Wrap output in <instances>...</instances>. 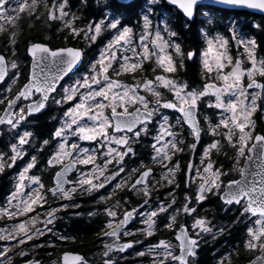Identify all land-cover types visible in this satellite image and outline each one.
<instances>
[{
  "label": "snow or ice",
  "instance_id": "1",
  "mask_svg": "<svg viewBox=\"0 0 264 264\" xmlns=\"http://www.w3.org/2000/svg\"><path fill=\"white\" fill-rule=\"evenodd\" d=\"M39 0H14V6L11 0H0V32L6 31L4 24L14 26L19 20L21 14L27 12L30 16L36 12ZM168 4L175 6L185 18L183 27L191 28V24L195 21L196 9L201 4L202 0H167ZM215 3L225 4L230 6L246 7L264 12V0H214ZM159 0H143L139 5L138 21H142L141 31L138 36L134 31L133 26L123 24L122 17L124 15V6L120 4L106 5V13L99 21H89L87 31L73 27L77 17L73 16L71 20L66 19L69 15L64 11L67 0H61L59 4V15H56V9H49L48 20H61L64 26L71 30L73 35H79L83 32L85 38H90L95 42L97 37L105 30H110L114 33L111 40L105 45L100 53L98 60H95L89 70L78 77L74 82L66 86L62 85V95H57L59 90L58 84L72 73L78 62L81 61L82 51L80 49L67 47L57 50H50L44 44L32 43L28 47V53L33 57L32 71L27 77L26 83L20 88L17 94L8 98L7 96L0 98V103L7 100V105L4 108L5 115H0V125L6 124L10 129L16 131V142L9 145L12 155L9 159L12 161L8 167L23 155L25 145H28L32 133L24 131L20 133L18 126H23L27 122V117L35 113L41 112L48 107L49 101L57 106H60L68 101H73V106L68 107L63 112L61 126L56 128L52 139L59 138L57 150L48 159V165L60 164L64 159H68L67 164H63L61 171L56 173L55 187L48 189L53 196H61L64 199L70 198L71 194L77 190L86 191L88 193L103 189L113 177H119L120 173L125 171L124 161L129 155L135 156L136 152L132 143L138 142L140 136L149 134V126L153 122V118L159 116V127L157 134L153 137L156 141L152 145L155 155L152 160L155 162L158 158L170 160L168 149L174 153L181 152L183 149L179 147L182 140L178 137L180 133L173 131L174 125L169 122V117L162 110L171 109L178 112L180 115L176 119V124L183 128L188 125L190 133L197 140L200 137L201 129L197 121L198 104L202 102V98H207L210 94L215 97L214 102L208 103L209 108L219 110L217 113L218 123L212 124L208 117L205 116V121L209 123V130L212 135H219L220 129H227L223 133V138L228 144L235 148L237 157L244 156L246 153H252L257 148L261 150L260 156L262 163L258 166L259 170L251 173L252 179H247L244 169H240L241 180H231L228 184H224L221 177L226 175L222 169H214L213 163L209 161L203 168V172L197 168V176L200 183L198 184L195 198L196 203L206 200L208 195L218 196L224 205L242 206L240 215L249 219L250 223H254V227H249L247 233L249 239L245 241V248H259L261 256L256 260L259 264H264V135L255 133V121L251 119L253 113L257 110L258 99L264 98V83L258 82L255 78L257 75L264 77V60L257 61L254 56L256 41L254 39H245L236 33V29L232 28L233 33L231 39L237 44L244 47L245 53L248 54V59L251 67L244 68L241 66V60L236 59L232 63V57L228 54L229 40L224 36L217 35L206 41L207 47L200 53L202 67L206 74L215 72V79L220 81V84L205 83L202 89L187 90V84H179L176 80L156 75L154 79L144 78L142 82L138 81L134 85L124 84L119 80L111 78L109 69H112V74L119 76L125 72H135L142 69L145 61L155 58L156 65L163 69L165 73H173L176 71V65L173 55L169 49L174 51L176 57H180L183 67L184 52L179 43L173 42L171 39L165 40L162 31L166 32L168 37H175L177 32L171 30L168 22L161 19L164 24L163 29L158 26L155 29L152 27V14L155 12V6ZM207 15V13L205 14ZM259 28L260 25H254ZM15 32L11 33L8 38V43L15 44ZM151 45V47H149ZM43 53L45 55H39ZM131 53V56L128 55ZM14 54V51H13ZM195 53L189 51L187 58L194 59ZM114 64L119 66L117 70ZM97 65L99 68L97 69ZM227 65H231V71L224 72ZM16 69L15 61L9 62L4 54H0V81H4L8 75V68ZM247 78V84L243 82L244 77ZM19 78V72L13 77V83ZM211 77L209 76V79ZM163 86L173 94V99L167 100L162 98L161 92L158 90ZM84 89L83 92L80 90ZM249 89L259 91H249ZM141 90L151 95L149 100L146 95H142ZM10 91V89H9ZM38 99H33L35 96ZM78 98V102L74 100ZM30 101V103L18 104V101ZM138 105V106H137ZM130 106H135L133 111H129ZM18 109V111L16 110ZM110 112V115L107 114ZM23 122V123H22ZM238 130V134H237ZM78 137L80 141H96L102 148H107L106 152L101 155L105 157L103 165L96 164L98 158L96 153L89 154L87 149H83L76 142H68L67 137ZM165 136H170L172 139L163 143ZM254 140L252 147L248 144ZM49 140L42 141L41 147L49 145ZM115 144L118 147L112 148L109 145ZM195 149L196 145H189ZM219 141L213 140L204 150V156H208L211 149H218ZM251 156H249V160ZM4 157L0 154V171L4 168ZM36 157L27 163L23 170L19 173V182L16 184V191L12 193L9 200V207H14V211H9L8 208L2 210L4 215L9 217L23 215L27 212H32L34 205L43 206L47 203L45 193L41 191L44 188L39 177L28 175L29 170L35 166ZM115 163L118 168L111 175H105L109 165ZM75 164L93 165V171L87 174L81 173L80 177L75 182L65 181L64 174L71 171ZM195 165H189V168H194ZM179 169L177 163L175 168L169 167V174L174 173ZM133 172L136 169H132ZM211 172L209 176L208 173ZM98 173V175H97ZM152 173L151 169H147L140 173V177L136 183L131 186V191H142L144 197H149L151 191L145 183V179ZM101 177L103 179L101 180ZM166 178V177H163ZM193 177H189L188 182L191 183ZM25 181L38 185V188H33L26 194V197L17 199L19 194L23 192ZM65 183H74L72 188L66 189ZM126 180H121L115 185V189L107 196H101V200H108L115 194L116 189H121ZM168 183L172 184L173 179H168ZM143 184V189H138L137 185ZM179 187V185H177ZM16 199L15 206L11 200ZM185 203L181 208L177 209L176 214L183 212L186 216H194L197 209L191 207L189 201L191 197L185 195ZM119 200L115 205L107 206L104 211L110 217L106 227L109 231L103 233L105 237H118V233L123 230L124 236L135 235L125 229L130 217L140 215L142 223L146 224L145 228L137 229L140 233L152 236L155 232V217L159 213H167L168 208L161 206L155 211L147 214L137 212L136 208L126 210L123 213V218L114 224L117 212L114 207L118 206ZM148 201L145 199V204ZM175 204V198L171 202ZM69 205H62L68 207ZM75 206V205H74ZM56 208H49L47 216L44 220L45 229H35L29 233L26 231L25 223H20L14 226V231L22 238L19 239V244H24L26 241H31L33 238H38L44 235L46 231H51L47 228L55 220ZM253 218L254 221H253ZM35 218H33V223ZM176 222V215L170 216L165 228L172 230ZM207 221L204 218L196 217L192 223V229L199 228L201 232H211V229L206 227ZM200 233H196L199 236ZM6 237L0 235V240ZM14 238V237H13ZM67 239V237H60ZM175 239L179 241L180 255H175L172 251V245L169 241L160 240L157 244L151 245L150 253H154L155 257L153 264H188L187 257L195 256V250L199 247L200 241L189 235L185 225H181L177 230ZM139 241H128L122 245L115 246L120 252L131 248L133 243ZM114 245L106 244L103 256L105 257L103 264H115L108 258L109 252L113 250ZM9 248H5L0 255H5ZM24 255V253H21ZM137 255L143 256L144 252H139ZM163 256L160 259V256ZM64 264H87L81 256H69L67 253L63 257ZM33 264V262H29Z\"/></svg>",
  "mask_w": 264,
  "mask_h": 264
},
{
  "label": "flooded vegetation",
  "instance_id": "2",
  "mask_svg": "<svg viewBox=\"0 0 264 264\" xmlns=\"http://www.w3.org/2000/svg\"><path fill=\"white\" fill-rule=\"evenodd\" d=\"M133 3L136 4L135 7L137 8L135 19L131 24H129L128 21L123 22L122 17V22L127 26H133L134 31H136L141 29L140 25L142 21H138V16L140 15L139 5L143 3V0H136ZM172 11H176V9L167 6L164 0H159V3L155 6V12L152 14V27L156 28L157 25H159L162 30L163 26L160 23L161 19H163L168 22V26L171 28L170 22H172L173 18V15L171 14ZM204 12L213 16L214 19L212 22L207 23L205 18L200 17V15ZM196 17L198 18L199 28L197 49L196 52L193 51L195 53V57L194 59L189 60L187 58L188 52L183 51L185 55L182 67L183 71H185L186 62L195 60L196 80L194 83H190L184 73H178L177 68L178 65L181 64V59L179 60L174 58L177 69V83L187 84V89L190 87L202 89L205 83H216L217 85L220 84V81L215 79V72L212 74H206L202 67L200 57V53L207 47L206 41L217 35L224 36L229 40L228 54L232 57L233 64L235 63L236 59H240L242 67H251L248 54L245 53L244 47L237 45L231 39L233 33L229 30V28L232 25H234L236 33L239 36H242L245 39H254L256 41L254 56L257 61L264 60V37L260 38L258 36L264 16H258L244 11L201 7L196 10L195 18ZM182 19L185 20L183 16ZM257 24L260 25L259 28L254 26ZM173 42L178 43L176 36L174 37ZM149 47H151V45H149ZM83 53L84 64L82 67L78 69L73 75L68 76L64 81H62L58 87V90L68 80L73 79V77L82 73L86 68L89 57L86 51H83ZM152 64V62L150 65L145 63L142 66L143 71L146 72V76H152L150 68L153 66ZM228 71H231V65H227L225 67L224 72ZM139 74L140 73L137 75ZM209 76L211 77L210 79ZM255 78L258 82L264 83V77L257 75ZM123 81L125 82L129 80L124 79ZM243 82L245 85L247 84L246 76L244 77ZM19 89L16 92H18ZM249 91L259 90L249 89ZM163 94V99H172V94L167 90H164ZM37 98L38 95L33 97V99ZM214 100L215 97L210 94L207 98H202V102L198 104V114L196 118L201 129L198 140L191 135L188 126L184 125L181 129L179 125H175L174 121L176 122L177 117L180 115L178 112L176 118L174 119L170 116L169 112L163 111L165 115L169 114L167 116L169 117V122L174 125L173 131L180 133L178 139L183 141V143L179 145L183 151L174 153L170 148L167 150L168 155L171 157L170 160H164L162 157L158 158V160L155 162L152 160L153 155H155L152 145L156 143L153 137L157 134V128L159 127V116H157L153 118V122L149 126V134H142L138 142L134 141L132 143L131 147L135 149L136 155L134 157L129 155L125 158L123 165L125 171L120 173L119 177L114 176L112 181H109L103 189H99L98 191L88 193L86 191L77 190L76 192L72 193L68 199H62L61 196H53L52 192L47 191L48 189L54 187L53 178L55 174L62 168L63 164L68 163L67 160L62 161L60 164L48 165V159L52 156L51 153L53 151V147H51L52 144L49 143V145L41 147L42 141L49 140L50 142L55 125L53 126V129L50 130L51 132L49 137L47 136L40 139L34 137L35 135L33 128H29V125L25 128L23 127L22 129H24V131H29L32 133V136L30 137L31 142L27 146V148L30 149V152L25 155V158L20 160L17 159L15 163L12 164V169L8 170L4 166L3 171H0V182L2 183H0V230H2L1 227L4 226L25 223L29 218H31L30 222L32 223L30 225H28L27 222L25 223L27 225L26 231L29 233L35 231V229H40L43 231L45 229L44 220L50 207L57 209L55 213L56 218L52 224L47 225V228L51 229V231H46L44 235L39 236L38 238H35L31 241H26L24 244L18 243L19 239L22 238L20 235H14L8 238L7 244H9L8 248L10 251L5 254V258L3 260H0V264H26L29 262H33V264H64L63 257L66 253L71 254L72 256L78 255L83 257L87 264H103L105 259L103 252L105 250L106 244L114 245L113 250L109 252L108 258L112 259L115 264H153V260L156 257L154 253L149 252V248L151 245L157 244L160 240L169 241L172 245V251L174 254L180 255L179 241L175 239V236L177 230L182 224L186 226L190 236L195 237L200 241L199 247L195 250V256L187 257L188 264H230V262H232V255L229 251H227V246H224V243H226L225 233L228 231V228H231L233 224L237 223V215L238 212L241 213L242 206L238 207L237 205L233 204L227 209V211H225V205L222 204L218 196L214 195H208L206 200L197 204L195 193L198 184L200 183L199 179L196 178L197 168L203 172L204 166L209 161H211L213 163L214 169L219 168L222 169L224 173H226V175L223 176V179H221L224 184H226L229 181L237 180L240 177V169H242L246 159L251 155V153H246L244 156H239V159L237 157L235 158V148L223 143L218 149L211 150L210 156L208 158H201L203 149L216 139L214 136L210 135V130L208 128L209 123L205 121V116H207L208 120L215 124V119L218 112L214 108H209L207 106L210 101L214 102ZM20 103L22 102L20 101L18 104ZM257 104L259 110H257V112L252 115L251 119L255 121V133L264 135V98L258 99ZM133 110L134 108L129 109V111ZM55 113L56 112L51 107L49 101L46 110L39 115L47 114L45 118L53 122ZM34 117H29L28 120L33 122ZM6 128V126L0 127V131L5 130ZM2 137H0V140ZM170 139H172V137L165 136L164 140L161 141L160 145L158 146H162L164 142ZM3 141L6 144L10 142L14 143V138L12 136H10V138L5 136L3 137ZM191 144L196 145L195 149L189 147ZM251 144L252 142L248 144V147H251ZM117 147L118 146L116 145V148ZM43 151L48 152L46 157H42V159L41 152ZM33 157H36L35 166L33 169L29 170L28 175L39 177L40 181L44 185V188L41 189V191L46 194L45 199L47 200V203H44L43 206L39 204L34 205V210L32 212H27L23 215H17L13 217L3 216L2 210L4 208H8L9 211L15 210L14 207H9V200L11 199L12 195L10 191L13 176L17 174V172L21 170L22 167H25L27 163L31 162ZM104 159L105 157L102 156L99 159H96L95 163L103 165ZM177 163L179 164V169L174 173L169 174V167L175 168ZM112 164L115 163L113 162ZM190 164L195 165L196 167L189 168ZM111 165H109L108 170L105 172L106 176L111 175L112 172L116 171L118 168V166L117 168H112ZM81 167V164H75L74 171L67 177V180L75 182L81 175ZM132 169H136V171L133 172ZM147 169H151L152 174L146 181V184L151 191V195L146 198L143 196L142 191H131V186L135 184L136 180L140 176V173ZM86 171H88V173L92 172L93 165L88 164V166L85 167V172ZM161 173H163L166 178H164L162 181L164 183L160 182V185L165 186L159 188L160 186L154 185L153 182L159 179ZM208 175L210 176L211 172H209ZM45 177L47 178V181H45ZM189 177L194 178L191 183L188 182ZM102 179L103 177H101V180ZM168 179H173V183L169 184ZM121 180H126L127 183L124 184L121 189H116L115 194L111 196L110 199H100L101 196H107L110 192H112L113 189H115V185L120 183ZM24 183L27 185V181ZM177 185H179V187H177ZM73 186L74 183H69V185L65 188L68 189L72 188ZM143 187L144 185H137L138 189L142 190ZM27 192L28 190L25 189V191L21 192L17 198L20 199L26 197ZM186 194L191 197V200L189 201L191 207L197 209L194 216H186L183 212H181L179 215L176 214L177 209L181 208V206L185 203L184 197ZM173 197L176 201L175 204L171 203ZM145 199L148 201L147 204H145ZM117 200H119L120 203L113 209L117 212V216L112 218L114 220V224L123 218V213L126 210L136 208L137 212H143L147 214L151 211L157 210L161 205L168 208V205L171 204V207L168 208L166 214L159 213L158 216L154 218L155 232L152 236H147L137 231V229L145 228L146 224L142 223V217L140 215H133L130 217L128 224L125 225V229L135 233V235L124 236L123 230H121V232L118 233L119 239L111 236L105 237L103 233L109 231L106 225L110 217L107 215L104 209L109 205H115ZM11 203L13 206H15L17 201L16 203L11 201ZM62 205L69 206L62 207ZM173 215H176V222L173 229L169 230L168 228H165L164 225L168 223L169 217ZM196 217L204 218L207 221L205 226L210 228L211 232H201L199 228L193 230L192 223ZM33 218H35L34 223ZM222 218L224 221L228 220L229 224L222 223ZM76 226H78L79 229H77ZM80 229L83 230V235L81 234ZM196 233H200V235L196 236ZM60 237H67V239H61ZM128 241L139 242L133 243V246L131 248L125 249L124 252H120L118 248L115 247ZM16 244L18 245V248H13L12 246ZM240 244L243 250H245L248 255H251L247 262L251 261L261 253V251L255 254L250 253L248 250L244 249L243 242ZM232 250L234 249L232 248ZM139 252H144L145 255H137ZM21 253H24V255H21ZM159 258L162 259L163 256L161 255Z\"/></svg>",
  "mask_w": 264,
  "mask_h": 264
},
{
  "label": "trees",
  "instance_id": "3",
  "mask_svg": "<svg viewBox=\"0 0 264 264\" xmlns=\"http://www.w3.org/2000/svg\"><path fill=\"white\" fill-rule=\"evenodd\" d=\"M52 1L53 0L43 1L39 4V6H37L36 12L33 15L27 18H22L20 20L19 26L14 31L16 34L14 45H5L8 42V35L4 34L3 36L6 35L5 37H0V54H4L7 58L13 57L21 61L19 66L20 85H22L27 79L29 59L26 56V49L29 44L43 43L48 45L52 49L64 48L68 46L77 48L81 47V44H79L76 38H74L70 33H68L63 26H59V20H53V22H48L45 19V15L41 13L44 12L43 4L47 6V4H50ZM106 5H116V3L114 2V0H67L66 8L69 12H72L75 16H78L77 24H79L80 26L87 24L89 21L92 20H100L101 17L104 16L107 11ZM135 5V3H132L128 6H124L123 22L128 21L129 24H131L132 21L135 19L137 12V8L135 7ZM36 13H39L38 17L36 16ZM40 14H42L44 17H41ZM171 14L173 15L172 22H170L171 29L172 31L178 33L176 38L178 40V43L181 45L182 50L184 52H196L198 45V18H195V21L191 24V28L189 29L183 27L184 20L182 19V16L179 13H177L176 11H172ZM258 36L260 38L264 37V19L261 22V27L259 29ZM177 69L178 73H184L190 83L195 82V60L186 62L185 71H183L180 65H178ZM5 102L6 100L4 101V103ZM2 108L3 105L0 106V110ZM46 116L47 114L35 116L31 125H29V128H33L35 135L34 137L37 139L45 138L47 136L49 137L51 132L50 130H52L53 126L55 125V122L47 120V118H45ZM6 149L7 144L3 141L2 137V139L0 140V151H4ZM47 152H41V158H45ZM45 181H47L46 177ZM221 222L229 224L228 220L224 221L223 218L221 219ZM76 227L77 229H79L78 226ZM243 228L244 225L241 224L240 221H237V223L233 224L231 228H228V231L225 233L226 243H224V246H227V251H229L232 255V262H230V264H244L251 257V255H248V253L243 250L240 244L243 242ZM83 233V230H81L82 235ZM232 248L235 250V252L234 250H232Z\"/></svg>",
  "mask_w": 264,
  "mask_h": 264
},
{
  "label": "rangeland",
  "instance_id": "4",
  "mask_svg": "<svg viewBox=\"0 0 264 264\" xmlns=\"http://www.w3.org/2000/svg\"><path fill=\"white\" fill-rule=\"evenodd\" d=\"M43 1H45V0H39V2H38V6H39V4L42 3ZM11 2H12V4H13V6H14V0H11ZM29 2H30V0H29ZM46 2H47V1H46ZM60 2H61V0H53L50 4L48 3L47 6L43 4L44 12H41V13H43V14L45 15V19H46L48 22H51V21H49L48 18H47V17H48V11H49V9H56V10H57V11H56V15L58 16V15H59V10H58V9H59V4H60ZM64 11L69 13V15L66 17V19H68V20H71L72 17L75 16L74 13L69 12V11L67 10L66 7L64 8ZM36 14H37L36 16L38 17V16H39V13H36ZM205 14H206L205 12L202 13V14L200 15V17H201V18H205V20H206L207 23L212 22L213 19H214L213 16H212L211 14H209V13H207V15H205ZM40 15H41V17L43 16L42 14H40ZM104 15H105V14H104ZM29 16H30V15H29L27 12H25V13L21 14L19 20L16 22V24H15L14 26H12V25H8V24H4V27H5L6 31H2V32H0V37L3 36L4 34H6V35L9 36L11 33H13V32L17 29V27L19 26V22H20V20H21L22 18H27V17H29ZM37 17H36V18H37ZM43 17H44V16H43ZM75 17L78 18V16H75ZM57 20H59V19H57ZM98 21H99V20H98ZM52 22H53V20H52ZM0 23H2V22H0ZM88 23H89V22H88ZM88 23L79 26V24H77V19H76L75 22H74V24H73V27H76V28L82 29V30H84V31H87ZM160 24L164 27V24H163V23H160ZM59 26H61V27L63 26L64 29H66L68 33H70L74 38H76V39L78 40L79 44H81V47H80V48L83 49V51H86V52L88 53V56H89V61H88V63H87L86 68L83 70V72L80 73L79 75L73 77V79L68 80V81L63 85V86H66V85H68L69 83L74 82L78 77H81L83 73H85V72H87V71L89 70V68H90V66L92 65V63H93L95 60H98V59H99L101 51L104 49V47H105V45L108 43V41L111 40L112 35H114V33L111 32L110 30L105 29V30H104V31H103V32L97 37L96 41L93 42V41H91L90 38H85V36L83 35V32H81L79 35H73V34L71 33V30H70L69 28L65 27V26H64V23H63L61 20H59ZM158 26H159V25H157V27H158ZM159 27H160V26H159ZM232 28H234V25H232V26L229 28V30L232 29ZM153 29H155V27H153ZM140 31H141V29H138V30L135 31L136 34H137V40H138V36H139ZM6 35H5V36H6ZM162 35L164 36V39H165V40H168V39H171L172 41L174 40V37L169 38L168 35H167V33L163 32V31H162ZM5 36H3V37H5ZM8 38H9V37H8ZM5 45L12 46V44H9L8 42H7ZM3 48H4V47H3ZM169 52L173 55V57H174L175 59H179V60H180V58H177V57L175 56L174 51H172L171 49H169ZM12 55H13V54H12ZM128 55L131 56V53H128ZM7 60H8L9 62H11V61H15V62L17 63V68H16V69H11L10 67L8 68V78H7V80L5 81V83L0 87V98H3V97H5V96H7L8 98H10V96H12V95L17 91V89H19V86H20V84H19V78H20V67H19V66H20L21 61H20L19 59H17V58H13V57H8ZM174 61H175V60H174ZM151 62L153 63V64H152L153 66L151 65L152 67H150V68H151V72H152V73H151V75H152L151 77L145 75L146 72L143 71V68H142V69H138V70L135 71V72H125V73H121L119 76H117V75H115V74H112V69H109V74L111 75V78H112V79L119 80V81H121L122 83H124V84H128V85H134V84H136L138 81L142 82L144 78L154 79V77H155L156 75H161V73H162V75L165 76V77H168V78H171V79H174V80L177 79V78H176V77H177V76H176V71H177V69H176V71L173 72V73H165V72L163 71L162 68H160L158 65H156L155 58H153L152 60L145 61V62L143 63V65H144L145 63L148 64V65H150ZM143 65H142V66H143ZM114 67H116L117 70L119 69V66L116 65V64H114ZM98 68H99V65H97V69H98ZM149 71H150V70H149ZM17 72H19V78L16 80L15 83H13V81H12V77H13ZM138 73H140V74L137 75ZM124 79H125V80H129V81H125V82H124V81H123ZM9 89H10V91H9ZM192 89H197V87H190V88L187 89V90H188V91H191ZM158 90L161 92L162 96H164L163 91H164V90H167V89L164 88L163 86H160ZM257 90H258V89H257ZM80 91L83 92L84 89H81ZM167 91H168V90H167ZM168 92H170V91H168ZM170 93H171V92H170ZM140 94H142V95H146V96L148 97L149 100L152 99L151 95L148 94V93H145L143 90H141V93H140ZM171 94H172V93H171ZM59 95H62V87L59 89V93H58V95H57V98H59ZM172 99H173V94H172ZM74 100H76V101L78 102V98H74ZM6 102H7V100H6ZM4 104H5V103H0V106H2V105H4ZM23 104H24V103H23ZM50 105H51V107L53 108V110H55V112H56V113H55V117H54V121H55V129H56V128H58V127L61 126V119L63 118V112L66 111L68 107H72V106H73V101H68V102H66V103H64V104H62V105H60V106L54 105V104H52V103L50 102ZM207 105H208V104H207ZM134 107H135V106H130L129 109H132V108H134ZM16 110L18 111V109H16ZM215 110H216L217 112H219V110H217V109H215ZM257 110H259L258 107H257ZM257 110H256L253 114H255V113L257 112ZM162 111H165V112L167 111V112L170 113V116H171L172 118H174V119L176 118L177 112H175L174 110L167 109V110H162ZM0 112H1V110H0ZM261 113H262V111H261ZM107 114H110V112L107 113ZM167 115H169V114H167ZM26 119H27V122H26V123H23V122H22V123H23V126H18V131H19L20 133H23V132H24V129H22L23 127L25 128L26 126H28V125H30V124L32 123V121H29V120H28L29 117H27ZM218 120H219V117H218V115H217V117H216V119H215V123H218ZM174 123H175V125H177L175 121H174ZM212 124H214V123H212ZM208 128H209V124H208ZM55 129H54V131H55ZM16 131H17V130L10 129L9 126H8L5 130L0 131V137H2V136L5 137V136H6V137L10 138V136H12V137L14 138V143H15V142H16ZM219 131H220V133H221V134H219V135H215V136H214V135L211 134V132H210V135L214 136V137L216 138V139H215L216 141H219V147H220L223 143H226L227 145H229L228 142H227V140H225V139L223 138V133H224L225 131H227V129H223V128H221ZM53 133H54V132H53ZM53 133H52V135H53ZM237 134H238V130H237ZM168 137H170V136H168ZM4 139H5V138H4ZM30 139H31V138H30ZM5 141H6V139H5ZM67 141H68V142H76V143H78V144L80 145L81 148H83V149H87V150L89 151V154H91V153H96V155H97V157H98L97 159H99L100 157L103 156V155H101L102 152H106V151H107V148H106V147H105V148H102L101 145L98 144L96 141H80V140L78 139V137H72V136H68V137H67ZM59 142H60V141H59V138H57L56 140H53V139H52V136H51L50 144H52L51 147H53V151H52V153H51L52 156H53V154L56 152V150H57V144H58ZM10 144H11V142L7 144V149H6V150H4V151H0V154H2L3 157H4V160H3L4 165H5V167H6L8 170H10V169L13 168V167H8V166H7L8 164H11V163H12V161L9 159V157L12 155L11 149H10V147H9ZM29 144H30V143H29ZM29 144H28V145H29ZM28 145H25V146H24V147H25V151H24L23 155H21V156L18 158L19 160L25 158V155H27V153L30 152V149L27 148ZM109 147L116 148V145H115V144H111V145H109ZM232 148H234V147H232ZM204 150H205V148L203 149V153H201V158H202V159H204V158H208V157L210 156L211 150H215V149H211V150L209 151L208 156H204ZM236 157H237V155L235 154V158H236ZM237 158L239 159V157H237ZM68 159H70V158H66V159H64L63 161H67ZM9 160H10V161H9ZM5 162H6V163H5ZM87 166H88V165H82V167L80 168V172H81V173H85V174H87L88 171L85 172V167H87ZM111 166H112V168H117V165H116V164H112ZM23 168H24V167H22L21 170H19V171L17 172V174H15V175L13 176V180L11 181V191H10L11 193H13V192L16 191V184L19 182V173L23 170ZM16 171H17V169H16ZM222 171H223V170H222ZM223 172H224V171H223ZM161 176H162V177H161ZM161 176L159 177V179H158L157 181L153 182L154 185H156V186L159 185V186H160L159 188H162L163 186H165V185H160V182L163 181V179H164L163 177H165V175H164L163 173H161ZM221 179H223V176L221 177ZM162 183H164V182H162ZM223 183H224V182H223ZM27 185H28V186L25 187V188L23 189V191H25V189H27L28 192H29V191H31L33 188H37V187H38V185H36V184H34V183H30L29 181H27ZM28 192H27V193H28ZM17 199H18V198H17ZM62 199H64V198H62ZM11 201L16 203L17 200H16V199H12ZM161 206H162V205H161ZM161 206H160V207H161ZM239 214H240V212H238V215H237V221H240V223L244 225V228H243V236H242V238H243V246H244V245H245V241L249 239V236H248V233H247V229H248L249 227H254L255 225H254V223H250L248 218L243 217V216H241V215H240V217H239ZM2 215H3V216H7V215H4L3 212H2ZM12 217H13V216H12ZM30 219H31V218H29V219L26 221L28 225H30V224L32 223V222H30ZM254 219H255V218H253V221H254ZM26 222H25V223H26ZM15 225H18V224H13V225H11V226H4V227H1L2 230H0V235L5 236L6 238L0 240V253L4 252V249H5V248H8V245H9V244H7V243H8V242H7V239L10 238V237H12V236H14V235H17L16 231H14V226H15ZM25 226H26V229H27V225H26V224H25ZM17 236H19V235H17ZM33 239H35V237H34ZM12 247H13V248H18V245L16 244V245H14V246H12ZM34 248H35V247H34ZM244 249H246V250H248L250 253H254V254L260 252V249H259V248H256V249H252V250H250V249L245 248V246H244ZM4 258H5V255H0V260H3ZM222 263H223V262H222Z\"/></svg>",
  "mask_w": 264,
  "mask_h": 264
},
{
  "label": "water",
  "instance_id": "5",
  "mask_svg": "<svg viewBox=\"0 0 264 264\" xmlns=\"http://www.w3.org/2000/svg\"><path fill=\"white\" fill-rule=\"evenodd\" d=\"M117 4H120V5H123V6H126V5H129V4H131V3H133L134 1H136V0H114ZM164 2H165V4L167 5V6H170V7H173V8H175V6H173V5H170V4H168V2H167V0H164ZM201 7H210V8H217V9H226V10H234V11H244V12H247V13H250V14H254V15H258V16H264V12H261V11H259V10H256V9H249V8H246V7H238V6H230V5H225V4H219V3H215L214 2V0H202V2H201V4L197 7V9L198 8H201ZM176 9V8H175ZM196 9V10H197ZM176 11L180 14V15H182L183 16V14L178 10V9H176ZM42 44V43H41ZM45 45V44H44ZM30 46V45H29ZM28 46V47H29ZM46 47H48L47 45H45ZM28 47H27V49H28ZM49 48V47H48ZM64 48H67V47H64ZM72 48H74V47H72ZM27 49H26V54H27V56L30 58V64H29V73H28V76H29V74H30V72L32 71V63H33V57L28 53V51H27ZM50 49V48H49ZM60 49V48H59ZM76 49H79V48H76ZM50 50H52V49H50ZM55 50H57V49H55ZM81 50V49H80ZM54 51V50H53ZM82 51V50H81ZM39 55H45V54H43V53H40ZM82 62H83V52H82V58H81V61L80 62H78V64L75 66V68H74V70H73V72L72 73H69L68 74V76L69 75H71V74H73V73H75L76 71H77V69H79L80 68V66H81V64H82ZM7 77V76H6ZM66 78V77H65ZM64 78V79H65ZM6 79V78H5ZM63 79V80H64ZM62 80V81H63ZM5 81V80H4ZM4 81H0V85L1 84H3V82ZM61 81V82H62ZM26 83V82H25ZM60 84H58L57 85V88H58V86H59ZM17 94V93H16ZM15 94V95H16ZM14 95V96H15ZM38 95V94H37ZM13 96V97H14ZM39 98V97H38ZM37 98V99H38ZM23 101V100H22ZM19 102V101H18ZM24 102H26V101H24ZM30 103V102H29ZM7 105V104H6ZM6 107V106H5ZM4 107V108H5ZM46 109H44V110H41V112H39V113H35V114H33V115H31V116H35V115H39V114H42L44 111H45ZM0 115H5V113H4V109H3V111L1 112V114ZM4 125H6V124H3V125H0V127L1 126H4ZM185 126H188V125H185ZM254 143V140L252 141V144ZM252 144H251V147H252ZM260 152H261V150L259 149V148H257L255 151H253L252 153H251V159L249 160V157L246 159V161H245V163H244V165H243V167H242V169H244L245 170V173H246V177H247V179H252V176H251V173L252 172H254V171H258L259 170V168H258V166L262 163V159H261V156H260ZM59 171H61V169L59 170ZM58 171V172H59ZM73 171H74V166L72 167V169H71V171H68V172H66L65 174H64V176H63V178L62 179H64L65 181H68L67 180V177L69 176V175H71L72 173H73ZM152 174V173H151ZM140 177V176H139ZM138 177V178H139ZM55 179H56V174H55V176H54V178H53V183H54V187H55ZM147 179H148V177L145 179V183H146V181H147ZM241 179H244V177H241V175H240V177L237 179V180H241ZM137 181V180H136ZM136 183V182H135ZM226 184H228V183H226ZM225 184V185H226ZM69 185V183H65L64 184V187H67ZM140 185H143V184H140ZM53 187V188H54ZM222 202V201H221ZM222 204H223V202H222ZM235 205V204H234ZM231 206V205H230ZM230 206H226L225 205V211H227V209L230 207ZM69 256H72L71 254H68ZM259 256H261V253L258 255V256H256L255 258H253L251 261H249V262H247V263H245V264H259V262L256 260V258L257 257H259ZM26 264H29V263H26Z\"/></svg>",
  "mask_w": 264,
  "mask_h": 264
}]
</instances>
